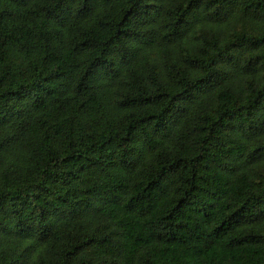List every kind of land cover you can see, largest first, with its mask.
I'll return each instance as SVG.
<instances>
[{"label":"trees","instance_id":"obj_1","mask_svg":"<svg viewBox=\"0 0 264 264\" xmlns=\"http://www.w3.org/2000/svg\"><path fill=\"white\" fill-rule=\"evenodd\" d=\"M0 264H264V0H0Z\"/></svg>","mask_w":264,"mask_h":264}]
</instances>
